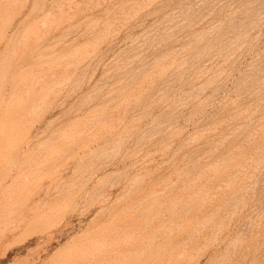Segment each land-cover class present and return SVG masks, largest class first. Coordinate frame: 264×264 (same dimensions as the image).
Masks as SVG:
<instances>
[{"label": "rangeland", "instance_id": "rangeland-1", "mask_svg": "<svg viewBox=\"0 0 264 264\" xmlns=\"http://www.w3.org/2000/svg\"><path fill=\"white\" fill-rule=\"evenodd\" d=\"M0 80V264H264V0H0Z\"/></svg>", "mask_w": 264, "mask_h": 264}, {"label": "bare ground", "instance_id": "bare-ground-1", "mask_svg": "<svg viewBox=\"0 0 264 264\" xmlns=\"http://www.w3.org/2000/svg\"><path fill=\"white\" fill-rule=\"evenodd\" d=\"M77 51V50H76ZM75 51V52H76ZM41 62V61H40ZM23 71V70H22ZM2 78H3V76H1ZM35 79V78H34ZM0 81H2V80H0ZM5 81V80H4ZM18 85V84H17ZM17 85H16V87H17ZM19 97V96H18ZM21 97V96H20ZM14 98V97H13ZM8 100V99H7ZM22 100V99H21ZM18 101V100H17ZM32 101V100H31ZM39 101V100H38ZM23 101H21V103H22ZM19 103V102H18ZM31 103V102H30ZM38 103V102H37ZM8 104H9V102H8ZM23 104V103H22ZM34 104V103H33ZM31 105V104H30ZM35 105V104H34ZM20 107H21V105H19ZM25 106V105H24ZM6 107H7V105H6ZM11 107V106H10ZM19 107V108H20ZM38 107V106H37ZM19 116V115H18ZM3 124V123H2Z\"/></svg>", "mask_w": 264, "mask_h": 264}]
</instances>
